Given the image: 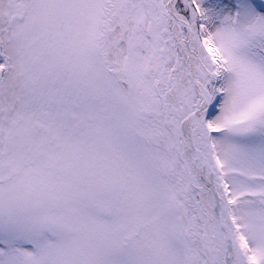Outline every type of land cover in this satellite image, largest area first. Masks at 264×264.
<instances>
[{"label":"snow or ice","instance_id":"6c2138e0","mask_svg":"<svg viewBox=\"0 0 264 264\" xmlns=\"http://www.w3.org/2000/svg\"><path fill=\"white\" fill-rule=\"evenodd\" d=\"M0 264H264V0H0Z\"/></svg>","mask_w":264,"mask_h":264}]
</instances>
